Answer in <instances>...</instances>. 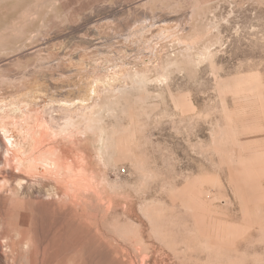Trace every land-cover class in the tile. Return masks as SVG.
Instances as JSON below:
<instances>
[{
  "label": "rangeland",
  "instance_id": "1",
  "mask_svg": "<svg viewBox=\"0 0 264 264\" xmlns=\"http://www.w3.org/2000/svg\"><path fill=\"white\" fill-rule=\"evenodd\" d=\"M31 90L69 118L0 113V264H264V0H0Z\"/></svg>",
  "mask_w": 264,
  "mask_h": 264
},
{
  "label": "crops",
  "instance_id": "2",
  "mask_svg": "<svg viewBox=\"0 0 264 264\" xmlns=\"http://www.w3.org/2000/svg\"><path fill=\"white\" fill-rule=\"evenodd\" d=\"M85 94H87L85 92ZM35 95H37L38 101L42 100H49L48 95H45L44 93L41 94H35L33 90L27 91L25 94L24 101H13L9 100V102L5 105L0 104V113L4 116L8 113V111L11 112V115L9 117L10 120H26V123H31V127H33L35 123V112L40 111L39 108H41V111H46L45 107H41V105L35 104ZM1 116H0V122H1ZM0 127H2V124H0Z\"/></svg>",
  "mask_w": 264,
  "mask_h": 264
},
{
  "label": "bare ground",
  "instance_id": "3",
  "mask_svg": "<svg viewBox=\"0 0 264 264\" xmlns=\"http://www.w3.org/2000/svg\"><path fill=\"white\" fill-rule=\"evenodd\" d=\"M98 79H96V81H95V84H96V82L98 83ZM94 84V85H95ZM94 92V91H93ZM52 103H56L55 101H45L44 103H42V105H41V107H45V109H47L46 110V112L47 113H49V114H52V116H54V117H58L56 114H60L61 116H62V118H64V121L63 122H65L69 117H68V109L70 108L69 106H71L70 105V103L68 102V105H66V106H55V105H53ZM81 103H84V102H82L81 101ZM51 104V105H50ZM38 105V104H37ZM77 106H81V104H80V101L79 102H77V104H76V107ZM56 113V114H55ZM52 116H50V117H52ZM53 117V118H54ZM59 120V119H58ZM60 124V123H59ZM65 124V123H64ZM35 184H37V183H35ZM75 250H73V252H74ZM73 252H71V254H56L55 256H53L51 259H49L48 261H46V262H43V264H62L63 263V261L65 260V259H70L72 262H73V264H78L79 262H80V260H81V258H80V256L78 255V253H73ZM41 255V254H40ZM44 255V254H43ZM53 255V254H52ZM39 255L38 254H35V257H38ZM45 257V256H44ZM43 257V258H44ZM49 257H50V255H49ZM42 258V259H43ZM87 260V259H86ZM45 261V260H44ZM83 263V262H82Z\"/></svg>",
  "mask_w": 264,
  "mask_h": 264
},
{
  "label": "built area",
  "instance_id": "4",
  "mask_svg": "<svg viewBox=\"0 0 264 264\" xmlns=\"http://www.w3.org/2000/svg\"><path fill=\"white\" fill-rule=\"evenodd\" d=\"M122 172H123V169H122Z\"/></svg>",
  "mask_w": 264,
  "mask_h": 264
}]
</instances>
